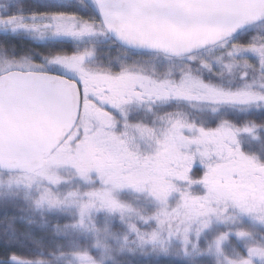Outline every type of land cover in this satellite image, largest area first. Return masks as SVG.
<instances>
[{"label":"snow or ice","instance_id":"1","mask_svg":"<svg viewBox=\"0 0 264 264\" xmlns=\"http://www.w3.org/2000/svg\"><path fill=\"white\" fill-rule=\"evenodd\" d=\"M0 264H264V0H0Z\"/></svg>","mask_w":264,"mask_h":264}]
</instances>
